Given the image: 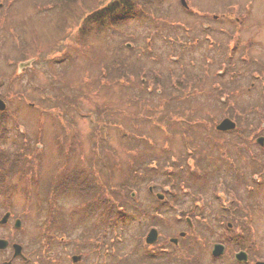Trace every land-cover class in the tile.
<instances>
[{
	"label": "rangeland",
	"instance_id": "1",
	"mask_svg": "<svg viewBox=\"0 0 264 264\" xmlns=\"http://www.w3.org/2000/svg\"><path fill=\"white\" fill-rule=\"evenodd\" d=\"M111 1L66 0L62 6L60 1L54 0H0V95L19 116L20 129L24 130L21 142L30 135V143L38 148L31 160L32 166L38 167L35 176L39 181L31 185L26 180H17L13 197H0V217L8 204L12 205L10 210L13 212L10 222L4 228L0 227V237L27 242L32 251L39 249L48 234L46 226L52 217L51 211L40 208L48 204L39 203L40 198L45 201L46 195L50 197L46 189L59 186L73 176L82 180L83 175L91 176L92 170L97 168L98 171L101 167V176L98 172L97 175L93 173L99 181V190L105 188L99 196L112 197L118 208L122 205L120 215L126 223L130 221L123 225L122 233L119 226L117 237L120 240L117 242L120 248L128 251L131 243L141 240L143 232L154 226L164 238L179 237L178 233L186 229L180 219L185 221V216L206 221L201 223L199 220L200 230L196 235L190 234V238L197 241V235H200L203 243L212 247L218 238L213 228L217 232L222 229L219 222L207 220L216 217L217 211L237 215L238 206H250V202L259 196L264 201V190L258 195L255 188L241 187V183L254 181L253 178L247 181L246 177L256 170L260 159L264 160V148L255 142L260 129L264 128L261 123L264 122V0H185L186 6L182 0H162L154 21H148L144 16L125 20L116 27L111 24L100 34L94 31L95 35H82L80 28L84 18ZM184 39L182 43L187 46L179 49L180 62L176 59V51L179 41ZM212 40L216 43L211 45ZM127 42L133 46L128 47ZM120 56L133 57L135 64L131 63L129 68L136 65L144 68L138 66L136 77L127 78L130 82L125 86L126 91L120 84L107 85L110 80L114 81L108 77L115 70L114 58ZM29 58L32 61L31 58H38L40 64L18 68ZM230 62L231 68L220 73L219 70ZM108 69V77L101 78ZM54 72L60 77L57 78L58 85L51 88L65 91L62 90L55 99L56 90L50 91L49 87ZM179 76L186 79L188 85L180 93H173L172 90L179 86L176 81ZM143 79L155 83V91L159 90L161 94L148 90L150 86ZM72 93L76 95L73 100L78 102L76 113L74 108L66 106ZM41 96L46 97L44 101L51 109L57 104L62 110L68 109L65 114H70V118L60 123L52 117L60 118L59 113H47L44 107L37 108L36 100ZM31 102L35 106L30 107ZM155 106L159 107L158 111L154 110ZM225 116L236 120L238 131L230 132V135H212L216 123ZM117 121L122 123L121 128ZM173 121L177 123L170 124ZM192 123L201 127L196 128ZM185 129L190 130L189 134L183 132ZM16 132L13 133L16 135ZM123 133L132 143L124 140ZM38 134L44 137L42 141L36 138ZM144 136L155 140L157 159L164 164L161 167L151 165L145 170L148 177L154 174L156 183L145 182L142 178L127 180L126 183L135 186L133 190L137 192L130 200V187L125 188L123 194L120 192L123 187L117 188V185L126 177L129 159L136 158L139 161H133L137 164L142 155L147 158L155 152L150 148L152 146L146 145ZM40 142L41 147L38 146ZM165 145L172 156L169 162H165V156L160 152ZM246 145L256 158L244 154ZM24 154L29 158L30 153ZM230 160L240 168L241 174L247 175L239 180L237 188L226 190L229 183L226 179L236 177V167ZM173 170L176 171L178 191L172 188L170 176L164 174ZM184 179L188 181L189 190L181 187ZM70 183L63 182L60 187L65 188V192L51 196L55 206L64 207L63 216L69 221L67 232H60L67 234L69 242L65 243V249L60 245L57 247L60 250L57 257L61 259L58 264H70L67 256L76 237L87 229L80 225L83 217L72 214L75 207L82 211L87 209L88 203L82 201L86 197L78 189L70 190ZM150 186L152 193L148 190ZM158 193H164L167 199V204L161 206L162 214L155 210V205L159 204ZM247 193H250L248 202ZM137 197L138 201H133ZM252 212L253 219L243 223L246 228L241 230H264V217H261L264 204L262 210ZM16 217L24 219L20 231L14 228ZM98 224L91 222L92 230L100 239L104 229ZM233 242L237 246L239 236ZM9 252L0 253V264L10 260ZM203 256L207 260L209 254ZM49 258L41 256L44 264H54ZM15 264L20 263L16 261Z\"/></svg>",
	"mask_w": 264,
	"mask_h": 264
},
{
	"label": "trees",
	"instance_id": "2",
	"mask_svg": "<svg viewBox=\"0 0 264 264\" xmlns=\"http://www.w3.org/2000/svg\"><path fill=\"white\" fill-rule=\"evenodd\" d=\"M64 3L66 2V0H63ZM71 1V0H70ZM75 1H80V0H75ZM164 1V0H163ZM162 0H112L110 3H108L107 5L102 6L101 8L95 9L93 11L90 12V14H88L85 18L84 21L81 24V28H80V33L86 37L91 36L92 34L95 35L96 34H100V32L106 30V28H109L108 26L111 24H114V26L116 27L118 24H120V22H123L125 20H132L134 18H141L145 16V19L148 21H154L155 17H156V10L159 8L160 4L163 2ZM69 2V1H68ZM144 7H147V9L149 10H144ZM190 16L193 17V13L191 11ZM156 26H158V23L156 24ZM178 27L180 28V26L178 25ZM95 31V32H94ZM140 59V57H138ZM66 59V58H65ZM66 61V60H65ZM71 63V59L68 60ZM114 63V71L113 73L108 77L109 75V69L105 72L104 74L101 75V78L104 77H108L113 80H110L109 82H111V84L107 85H113V84H120L122 85L121 87L125 90V86L127 85V82H130L129 79H127L128 77H133L135 78V74L137 72V67L141 66L143 68L142 65H136L133 68H129L131 63H134V59L133 57H129V58H125L120 56L119 58L117 57L116 59L114 58L113 60ZM40 63H37L36 65H38ZM140 69V68H139ZM144 69V68H143ZM112 71V70H111ZM140 72V71H139ZM146 72V69H145ZM58 77L59 74L57 73H53L51 79H53V82L51 81L49 83V87H50V91H53L51 88L52 85L54 87H56L58 85ZM177 84L184 86L185 84H183V80L182 79H178L176 78ZM147 86H150L148 90L155 92V85L151 84L149 85L148 83H152L150 82L148 79H146ZM106 82L103 84L105 85ZM38 86V85H37ZM34 85V87H37ZM100 88V87H99ZM179 86H176L175 90H172L173 93H179ZM56 90L55 95H53V99L56 98V96L59 95V93L64 89H54ZM46 93H48L49 91H45ZM65 92V91H64ZM62 92V94L64 93ZM67 92V91H66ZM151 92V93H152ZM60 94V95H62ZM158 94V93H157ZM51 95V96H52ZM25 97V95H23ZM76 95L75 94H71L68 98V100H70V103L67 104V108L72 107L73 111L76 113L77 110H75V106L78 104V102L74 99ZM46 99L45 96H41L40 100H36V107L37 108H42L44 107V112L47 113H59L60 114V118H57V116L53 115V119L57 122H65L64 120L70 118V114H65L66 111L68 109L64 108L63 110L61 109L60 105H54L51 109V107H49V103H47L46 101H44ZM32 106V105H31ZM35 106V105H34ZM78 106V105H77ZM182 107H187V105H181ZM159 107L154 108L155 111H158ZM15 109L8 107V109H6L5 111H0V197H13V193L14 190L17 189V180L18 181H27L29 182L31 185L32 183L36 184L38 183V176H35L38 172V167H34L33 165V161L32 159V155L35 151H38V148L30 143V135H28L27 138H25V141L21 142L20 138L21 134L23 132H20L19 130V126H20V122H18V118L19 116H17L16 114H11V111H14ZM47 110V111H46ZM110 110V113H112V110ZM114 110V109H113ZM58 111V112H57ZM68 112V111H67ZM171 118V117H170ZM110 123H113L111 120L109 121ZM168 124L167 126H169V120H167ZM117 121V125L119 128L122 127V123ZM176 124L177 122L173 121L170 122V124ZM193 126H195L196 128H200L201 126L197 123H192ZM115 126V125H114ZM18 128V132L17 131ZM16 132V135L14 133ZM185 134H189L190 130L185 129L183 131ZM23 135V134H22ZM126 135V133H123V138L124 140L128 141L129 143H132V140H130V137L128 136H124ZM139 137V136H138ZM15 138V139H14ZM38 138L40 141L43 140L44 137H42V134H38V136L36 137ZM128 138V139H127ZM143 139L145 140L146 145H148L152 150H155V152H153V154H151L150 156H148L147 158H144L142 155V158L140 160V162H138L137 164H135V162L139 161V160H135L134 159H129V169L126 171L125 170V175L124 179L121 180L120 184L117 185V188H120V185L122 188H120V192L125 194V191L128 188V186L130 187V190H133L135 188V186H131V184L129 183V185L126 183L127 180L130 178L132 179H141L144 180L145 182L150 181L155 182V177L153 178L154 174L151 175V177H148V173H146V169H149V167L154 166V167H161L164 162H160L157 158H158V154L156 153V147L154 149V145H153V140L152 137L149 136H144ZM211 140V138H209ZM11 140V141H10ZM108 141L110 139H107ZM9 141V143H8ZM155 141V140H154ZM8 143V144H7ZM42 143V142H41ZM215 143L212 142V146H214ZM156 146V145H155ZM167 146L165 145L163 148H161L160 152H162L165 156V162L168 161L172 156H169V150L166 148ZM25 152L30 153L29 154V158L27 157L26 154H24ZM16 153H19V156L16 155ZM24 154V155H22ZM34 156V155H33ZM169 157V158H168ZM168 158V159H167ZM135 162H134V161ZM35 161V160H34ZM134 162V163H133ZM152 162L155 164H152ZM218 162V160H217ZM233 166V165H232ZM235 167V166H233ZM198 169H200V167H197ZM202 169V167H201ZM101 171V167L98 169H95V171H91L89 175H83L82 180L79 178H74V176L72 178L66 179L67 181H71L70 185V190L71 189H75L82 194L85 195V199L82 200L83 203H88L86 206L87 209H85V211L82 210H77L75 207V210L72 212L74 217H78L81 216L83 217V220L81 221V224L83 227H86L88 232L89 231H93V227L91 226V222L94 223H99L100 221L102 223L98 224L99 226H102L105 229H113L114 231H111L115 233V235H119L120 234V229L124 228V224H127L125 221V219H123V215H120V213H122L120 211L122 207L118 208L117 203H115V200L112 199V197H100L99 194H101L102 190L105 189L104 187H101V190H99V181L97 180V176L93 175V173H96V175ZM204 171V170H203ZM81 173H84L83 171H80ZM98 172V173H97ZM77 173V171H76ZM170 171H167V173H164L166 176L167 175H171ZM33 178H32V176ZM94 176V177H93ZM99 176L100 173H99ZM235 178V176H232ZM66 180H63L61 182V184ZM170 179L166 180L169 181ZM182 180V179H180ZM185 180V179H184ZM183 180V181H184ZM186 182H188L187 180H185ZM149 183V182H148ZM156 183V182H155ZM95 184V186H94ZM153 184V183H152ZM60 188V185L57 186L55 189L56 191H53L54 193L56 192H60V191H64L65 192V188ZM114 189L117 190L116 187H113ZM47 192H52L51 189H46ZM45 191V192H46ZM46 192V193H47ZM35 194H37L35 192ZM103 194V193H102ZM104 194H106L104 192ZM108 195H110L109 193H107ZM47 196V195H46ZM128 194L125 196L127 197ZM48 198L45 199V201H42L40 198L39 203H46L48 202V204L46 206H40L38 205V207L40 206V208H44V210H48L52 212V217L51 220L48 221L47 223V228L48 229V234L45 235V237L42 239V244L38 247L39 249H37V253L38 256H40V260L41 256L42 257H46L49 258L48 256H50V258L52 256H54L57 252H55L56 248L63 242V239L60 237H66L67 238V234H63L60 232H67V229L69 227V225H66V223H68L69 221L66 220V218H64V207H62L61 205H57L55 206V202L52 201V198L47 196ZM132 198H130L131 200ZM166 204V203H165ZM12 207V205H6V209L7 211L10 210V208ZM118 214V215H117ZM94 216V217H93ZM93 218V220L91 219ZM88 223V224H87ZM71 224V221L70 223ZM74 225V224H72ZM87 225V226H86ZM119 226L120 229H119ZM93 229V230H92ZM104 235H105V231ZM123 232V229L121 230V233ZM93 235H96V232H92ZM88 236L87 238H90V233H87ZM53 238H56V240H54ZM57 245H55V243H58ZM44 243V244H43ZM62 247V246H61ZM44 248V249H42ZM48 249L50 251H48ZM41 251H42V255H41ZM44 264V263H43Z\"/></svg>",
	"mask_w": 264,
	"mask_h": 264
},
{
	"label": "flooded vegetation",
	"instance_id": "3",
	"mask_svg": "<svg viewBox=\"0 0 264 264\" xmlns=\"http://www.w3.org/2000/svg\"><path fill=\"white\" fill-rule=\"evenodd\" d=\"M215 43V40L211 41V45ZM186 46V44L180 43L178 45V48L186 49ZM176 59L177 61L179 60L181 62L182 54L178 53ZM231 64L232 63L230 62L229 65L223 67L222 70H219V72L222 73L224 72V70L229 69V67L231 68ZM185 80L186 79L183 80V84H185L184 89L186 88L185 86L188 85ZM261 123L264 127V122ZM238 127L239 124L236 122V127L234 129L224 131L215 130L212 135H230V132H233L235 130L238 131ZM259 137L264 138V128L260 129L259 135L256 138ZM256 138L255 142H257ZM246 147L248 148L245 150L244 154H249L252 158H256V156H254L253 154V151L250 150L249 145H246ZM249 161L251 164H253L251 158L249 159ZM235 173V178L226 179V183L227 181L234 183V185L227 183V188L225 186L226 190L231 189V187L237 188V183L239 182V180H243V178L247 175V173L245 175L241 174L239 167H236ZM252 173L251 176L248 173V177L246 178L247 181L249 180V178H253L254 181H249L247 182V184L241 183V187L244 186L246 190L255 188L254 190H257L255 191L256 194L259 195V193L264 190V160L260 159L257 162V168L255 171H252ZM246 195V201L248 202L250 193H247ZM164 196L166 195L164 194ZM164 196H160V198L162 197L160 200L165 204L167 199H165ZM260 197L261 196H259V198ZM253 202L254 200L250 202V206H238V211L236 212L237 215L231 216L230 213H226L225 211H217V218L214 217L207 220L212 221L215 224L216 222H219L220 228L222 229V231L217 232L216 229L213 228V231L216 235H218V238L214 242L212 247H209L210 245H208V243H203L205 241L204 239L202 241L203 237L201 238L200 235H197V241L193 238H190V234L196 235L200 230L198 228L199 225L202 222L206 223V221L200 219H192L189 216H185V221L182 220V217L180 219L181 222L185 224L186 229L178 233L180 234L179 237L175 236L164 238L162 235H160L161 233L159 228L157 226H154L149 228V230L147 229L145 230V232H143V234L141 235V240L131 243L132 245L129 247V249L127 248L128 251H126V248L124 249L119 247L121 245L118 244L117 240H120V238L117 237L114 232L110 233V229H107V231L110 233L109 234L108 232H106V229L103 228L105 231V235L103 232V235H101L100 239V236L98 234L94 236L91 231L88 232L87 230H84L83 232H81L82 235L80 234L76 237V243L75 245H73V249L71 248L72 250H70L71 252L69 253V256H67V261L70 264H264V230H241L243 227L246 228L243 223L253 219L252 211L257 209H259V211L262 210L261 206H258ZM249 207L252 209V211L251 209H249ZM162 209L163 208L161 207L158 208L159 213ZM240 213H242V215H239ZM261 217H264V215H261ZM199 220L201 223L199 222ZM99 223L102 222L100 221ZM152 229H155L156 233L154 232L153 236L149 240L147 238ZM87 233L91 234L90 238H87ZM258 233L260 234V236H255V234ZM111 234L115 235V237L111 238ZM237 236H239L240 243H238L237 246H234L233 240ZM60 238H62L64 242L61 243V246L65 249V243L69 242V240L67 241L66 237ZM199 238L201 239V241L198 240ZM53 239L56 240V238ZM187 239L189 240L186 241ZM184 241H186V244H184ZM57 244H59V242L55 243V245ZM81 244V250L78 253V247ZM219 244L224 245L225 248L223 249L220 246L219 249L215 251V246ZM22 246L24 257H17L16 259H12L11 264H15L16 261H18L20 264H43V261L40 260V256H38V253L36 251H32V248L27 244V242L25 243L22 241ZM55 250V252L57 253L50 259L54 264H58L59 260H61L60 257H57L60 254V250H58L57 248ZM5 251L12 252V245H9L8 248H6L4 251H0V253H3L1 255H4ZM11 252H9L10 255H12L13 253ZM205 254H209L207 260H205L203 256ZM6 264H10L8 263V260L6 261Z\"/></svg>",
	"mask_w": 264,
	"mask_h": 264
},
{
	"label": "water",
	"instance_id": "4",
	"mask_svg": "<svg viewBox=\"0 0 264 264\" xmlns=\"http://www.w3.org/2000/svg\"><path fill=\"white\" fill-rule=\"evenodd\" d=\"M32 63V60H29L28 62L26 63H21L20 64V68H24L25 66H29L30 64ZM6 107V104L4 103V101L0 98V108L1 109H4ZM232 128H235V125L233 122H231L230 119H224L223 122H221V124H219L218 126V129H221V130H224V129H232ZM261 143H263V139H260L259 140ZM11 216V212H7L4 217L0 220V224H4L6 222H8L9 220V217ZM16 223L15 225L17 227H19L21 225V219H16ZM154 232L156 233V230H152L150 233H149V236H148V239L150 240L151 237L153 236ZM10 241H8V239H0V249H5L8 245H9ZM222 247V246H221ZM219 249V247L217 246L215 251ZM14 257L16 256H21L23 255V251H22V246L21 244L19 243H16L14 244Z\"/></svg>",
	"mask_w": 264,
	"mask_h": 264
},
{
	"label": "bare ground",
	"instance_id": "5",
	"mask_svg": "<svg viewBox=\"0 0 264 264\" xmlns=\"http://www.w3.org/2000/svg\"><path fill=\"white\" fill-rule=\"evenodd\" d=\"M54 1H60L61 3H62V6H64V1L63 0H54ZM1 5V4H0ZM1 7V6H0ZM177 54L178 53H180L179 52V48L177 47ZM217 124H221V120L219 121V122H217ZM226 130H230V129H226ZM150 193H152L151 192V190H150ZM255 199V201L253 202L254 204L256 203L258 206H263V204H264V201H262L260 198H254ZM260 199V200H259ZM259 200V201H258ZM264 200V199H263Z\"/></svg>",
	"mask_w": 264,
	"mask_h": 264
}]
</instances>
